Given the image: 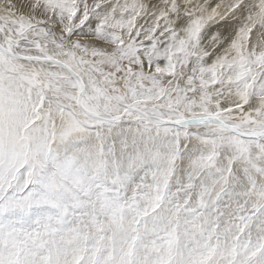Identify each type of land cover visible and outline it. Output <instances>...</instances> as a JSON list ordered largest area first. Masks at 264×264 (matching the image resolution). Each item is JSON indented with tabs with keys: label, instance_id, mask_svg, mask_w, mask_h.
Segmentation results:
<instances>
[{
	"label": "snow or ice",
	"instance_id": "snow-or-ice-1",
	"mask_svg": "<svg viewBox=\"0 0 264 264\" xmlns=\"http://www.w3.org/2000/svg\"><path fill=\"white\" fill-rule=\"evenodd\" d=\"M0 264H264V0H0Z\"/></svg>",
	"mask_w": 264,
	"mask_h": 264
}]
</instances>
